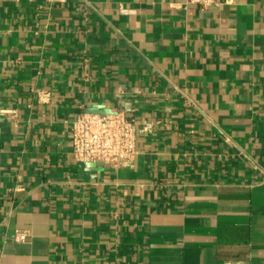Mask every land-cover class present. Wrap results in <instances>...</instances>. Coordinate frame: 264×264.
Returning <instances> with one entry per match:
<instances>
[{
	"label": "crops",
	"instance_id": "0c3cea01",
	"mask_svg": "<svg viewBox=\"0 0 264 264\" xmlns=\"http://www.w3.org/2000/svg\"><path fill=\"white\" fill-rule=\"evenodd\" d=\"M111 109L133 164L77 161ZM0 264H264V0H0Z\"/></svg>",
	"mask_w": 264,
	"mask_h": 264
},
{
	"label": "built area",
	"instance_id": "2783aa9c",
	"mask_svg": "<svg viewBox=\"0 0 264 264\" xmlns=\"http://www.w3.org/2000/svg\"><path fill=\"white\" fill-rule=\"evenodd\" d=\"M59 1V0H51ZM229 0H184V7L198 5L209 8ZM122 12L132 9L122 8ZM6 110H2L3 113ZM155 128L154 122H141L124 109L105 112H79L72 127V153L83 163L103 162L113 167L133 164L139 137L149 134ZM26 232L18 230L16 240H25Z\"/></svg>",
	"mask_w": 264,
	"mask_h": 264
}]
</instances>
